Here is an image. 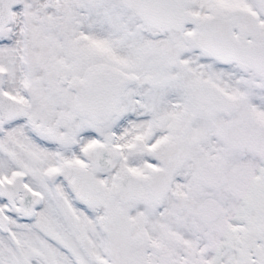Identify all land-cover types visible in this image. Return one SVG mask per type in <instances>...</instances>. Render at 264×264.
<instances>
[{"label": "snow or ice", "instance_id": "6c2138e0", "mask_svg": "<svg viewBox=\"0 0 264 264\" xmlns=\"http://www.w3.org/2000/svg\"><path fill=\"white\" fill-rule=\"evenodd\" d=\"M0 264H264V0H0Z\"/></svg>", "mask_w": 264, "mask_h": 264}]
</instances>
